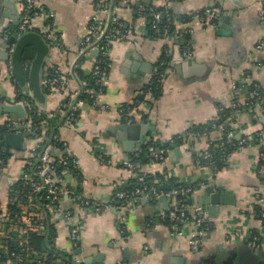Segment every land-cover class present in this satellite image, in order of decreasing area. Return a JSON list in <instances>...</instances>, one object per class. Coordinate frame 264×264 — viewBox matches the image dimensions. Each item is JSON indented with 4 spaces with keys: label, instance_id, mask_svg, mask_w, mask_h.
<instances>
[{
    "label": "crops",
    "instance_id": "crops-1",
    "mask_svg": "<svg viewBox=\"0 0 264 264\" xmlns=\"http://www.w3.org/2000/svg\"><path fill=\"white\" fill-rule=\"evenodd\" d=\"M37 1L55 13L54 30L61 35L66 48L63 51L50 44L45 70L58 68L68 78L70 93L74 94L81 90L80 78L91 70L95 57V53L82 59L77 57L78 43L87 32L94 0ZM23 2L0 0L2 30L4 26L9 30L20 20ZM152 4L161 7L164 0H152ZM263 4L264 0H172L169 3L172 12L182 19L174 24L178 35L169 40L147 38L143 33V20L133 19L130 11L121 12L130 39L111 45L108 78L99 104L83 103L77 121L63 122L58 129L69 152L80 162L84 176L82 195L97 205L80 209L74 198H64L62 207L70 213L69 219L61 215L52 224L57 232L56 246L67 254V259H81L82 263L86 258L100 260L92 264H249L246 262L249 255L239 260V253L252 248L250 234L256 232L261 251L257 264H264V222L249 212L256 194L264 197V179L256 170L259 141L233 152L215 171L197 166L193 157L195 151L209 144V140L216 139L217 133L195 141L194 149L175 144L180 156L171 158L169 155L166 167L181 181L203 184L191 196L194 204L209 201L211 188L214 193L221 194V201L214 205L212 212L206 206L211 218L210 230L196 252L189 247L185 235H173L169 225L160 218L169 208V199L140 197L132 200L128 228L124 233L114 201L116 183L131 178V173L121 167V161L138 156L145 145L138 148L133 139L118 137L126 123L119 107L131 105L151 82L153 68L164 46L171 49L172 59L162 90L155 98L147 97L150 101L144 110L147 120L137 119V123L155 128L153 133L163 144L183 135L193 125L217 120L220 105L245 102L255 84L264 88V50H256L264 39ZM206 6L211 7L214 14L201 22L195 12ZM37 23V27L41 26L39 21ZM187 27L192 29L190 34L184 33ZM184 44L191 49L190 59L181 56ZM7 68L8 63L0 62V98L14 99L20 88L11 80ZM234 82L237 89L233 87ZM66 99L59 92H51L45 107H39L47 113H55L66 109ZM8 116L0 114V121ZM235 122L238 131L255 134L264 129V108L258 104L251 111L240 114ZM25 141L29 148L28 140ZM124 142L129 145L125 146ZM98 153L111 158L114 165H101L96 157ZM9 157L6 166L0 168V202L3 204L8 201L9 186L21 176L25 151L11 152ZM165 169L158 163L145 167L151 175ZM76 218L82 225L77 245L73 247L69 234ZM60 259L64 256L58 261ZM37 264H46V261L38 260Z\"/></svg>",
    "mask_w": 264,
    "mask_h": 264
},
{
    "label": "built area",
    "instance_id": "built-area-1",
    "mask_svg": "<svg viewBox=\"0 0 264 264\" xmlns=\"http://www.w3.org/2000/svg\"><path fill=\"white\" fill-rule=\"evenodd\" d=\"M172 0H164V5L158 10L153 8H146L144 4L137 2V15L138 19L143 20V33L146 35L148 23L155 24L160 19L165 20L163 27V39L169 40L171 23L176 24L178 22L177 16L172 12L169 3ZM135 0H94V8L90 18L89 25L87 27L86 34L79 40L77 57L82 59L95 53L93 59V66L90 71L86 73V76H90L94 80V86L91 87L88 79L80 78L81 90L70 93L68 86V78L61 73L58 68H53V71L48 72L45 70L43 76V86L50 87L51 92H59L67 98V107L56 112L53 115L54 121L58 122L59 118L65 117V123H75L77 121V112L81 108L83 101L77 100L78 96L83 93L89 95L92 105L99 104V98L105 91V86L108 78V71L110 68V48L115 41L129 40V31L124 30L125 22L121 18V12L123 10L133 11L132 4ZM136 3V2H135ZM264 8V4H263ZM198 13L197 17L201 22H204L206 18L214 14L211 7L206 6L204 9L195 12ZM194 13V14H195ZM55 13L39 4L37 0H24L20 10V24L18 28L14 30V34L18 37L28 31H36L40 33L45 40L52 46L59 47L65 51V46L62 43L61 35L54 30L53 22ZM37 21L40 22L39 27ZM192 29L185 28L184 33L190 34ZM9 31H7V34ZM15 46L12 45L9 50V56L11 57ZM257 51L264 50V39L256 46ZM166 52L171 54V49L167 48ZM182 58L190 59L192 52L187 45L180 51ZM26 55L22 60V68L25 75L28 74L32 58L25 61ZM165 64L167 67L170 65V61ZM166 71L158 73L157 68H153L152 79L155 78V82L158 85H163L166 78ZM8 73L12 78L11 62L8 63ZM52 75V76H51ZM13 80V78H12ZM14 81V80H13ZM234 89H237L236 82L233 83ZM261 88L255 84L250 91L251 98H261ZM50 92V93H51ZM31 96V94H28ZM152 97V94H147L146 97ZM147 100L146 104H141L140 99H136V103L141 105V110L128 112L125 121L126 124H132L137 122L138 118H142L144 110L149 107ZM264 102V99H263ZM24 106L26 104L23 102ZM253 102L246 100L245 102L236 101L231 107L235 110V116L238 118L241 113V108H245L247 111L252 110ZM223 106H219V110H223ZM102 109H107L106 106H102ZM122 109L119 107V113L122 117ZM42 110H38L37 114H41ZM213 126H216L213 124ZM39 125L36 124L32 115L26 113L22 118L17 121H12L9 118L0 121V131L4 132L3 136L0 135V149L3 147V137L7 132H29L30 136L25 140L32 139V145L25 150V166L27 169L21 173L19 180H21L20 188L15 193L14 197H8L6 204L0 202V255H4L6 261L0 262V264H34L31 260L33 247L30 245L31 238L38 229V220L35 213V203L46 201L48 213L50 215V221L55 222L59 216L63 215L64 218L70 216L69 212L63 210L62 204L65 197H72L80 209L95 208L97 206L90 199L85 198L77 190L83 186L84 176L81 171L79 160L69 152L68 144L61 139L60 136L49 138L46 135L45 130L38 132ZM234 128V127H233ZM235 129V128H234ZM228 129L226 137L221 142L210 147V144L205 148L194 152V162L197 166H202L203 162H211L217 155L218 151L225 153L228 147L236 150L249 145L251 142H260L259 160L256 167L257 174L264 177V129L256 132L255 134H245L242 131ZM198 132L186 131L183 136V144L188 148L194 149L195 141L201 139L198 137ZM152 139L148 135L145 137V144ZM26 142V141H25ZM60 142L61 147H57L56 143ZM158 147H155L152 143L149 145L147 152L152 163H158L167 172V163L169 161V152L166 155L165 150L157 151ZM3 153L1 150L0 154ZM231 154L227 155V159ZM99 163L103 166H112L114 161L105 156L102 153L96 154ZM226 159V160H227ZM121 167L127 169L131 173V177L137 178L139 182L146 181L151 177V174L145 171V167H141L139 162L132 159H125L121 161ZM4 165V161L0 158V167ZM24 166V167H25ZM62 167V171L58 172V168ZM170 174V172H169ZM16 181V182H17ZM13 182L12 184L16 183ZM125 181H119L116 183V192L114 194V201L116 202V210L119 216V223L121 231L124 233L127 231L130 214V202L134 199L144 197L150 200H159L167 198L170 200L169 208L166 212L160 215V218L168 222L169 228L173 235H185L187 237V243L192 251H198L203 245L204 239L207 236L211 218L208 208L203 205L193 204L189 205L188 200L192 194L203 184L188 185L181 189H173L167 192L159 191L156 186H151L149 189L147 186L137 188L131 193H127L123 190ZM179 196L184 197L180 199ZM12 206L14 210L10 207ZM250 214L258 216L264 222V197L262 194L257 193L252 207L250 208ZM81 221L76 218L72 223L69 239L73 247L77 245L79 240V233L81 228ZM41 234V232H39ZM251 245L253 248H259V237L256 232L250 234ZM17 247L18 250H13L11 247ZM40 262V261H39ZM59 264H82L81 259L74 261L59 260Z\"/></svg>",
    "mask_w": 264,
    "mask_h": 264
},
{
    "label": "trees",
    "instance_id": "trees-1",
    "mask_svg": "<svg viewBox=\"0 0 264 264\" xmlns=\"http://www.w3.org/2000/svg\"><path fill=\"white\" fill-rule=\"evenodd\" d=\"M119 1V0H117ZM140 0L139 3L144 4L146 8H153L154 10H158L162 7H156L155 5L152 4V0ZM137 3H133L132 7L134 8L133 11H131V15L133 19H138L137 15ZM182 18L177 16V20H181ZM165 25V20L162 18L159 21H156L155 24L153 23H148L147 25V34L146 37L150 39H163V27ZM18 27H11L9 30H16ZM175 26L174 24L171 23L170 27V38H174L178 35L177 32L174 31ZM124 30H128V28L124 25ZM184 47L187 45L184 44ZM168 48L167 45L164 46L162 49V55L160 56L159 60L155 64V68H157V72L161 73L167 70V66L164 63H167L171 61L172 59V54H168L166 52V49ZM33 50L28 49L26 51V56L24 58L25 61L30 60L33 57ZM53 68L56 67H48L47 70L48 72L53 71ZM52 76V75H51ZM84 78L88 79V82L90 83L91 87L94 86V80L93 78H90V76H84ZM155 78L151 80V82L143 88L141 91L140 95L136 98L140 99L141 104H146L147 102V94H152V97L155 98L159 95L160 91L162 90L163 85H158L155 82ZM45 93L50 94V87H45L44 88ZM261 98H251V96L248 97L247 100L253 102L252 107H256V105L260 104L262 108H264V93L263 89H261ZM17 98L19 101H22L26 104V110L28 114L32 115L33 121L39 125V130L38 132H43L45 130L46 135H48L49 138L53 139L54 137L59 136L58 134V129L62 125V123L65 121V117L59 118L58 122L54 121L53 115L55 113H47V112H42L41 114H37L38 110H41V108L36 104L32 96L25 95L21 92V90H18L17 92ZM77 100H82L83 103L87 102L91 104V100L89 98V95L87 93H83L81 96H78L76 98ZM235 100H238L236 98ZM234 100V101H235ZM67 104V102H66ZM150 104V102H149ZM122 111V120L125 122V118L128 114V112H133V111H139L141 110V105H138L136 103V99L131 105H124L121 106ZM80 110V109H79ZM79 110L77 112V115L79 113ZM241 113L248 112L245 108H241ZM148 115L143 114L142 115V120L143 122L147 120ZM235 110L231 106H226L223 108L222 111H220L219 118L215 120L212 123L206 124V125H199L195 126L193 125L190 127L187 131H193V132H198L199 136L198 137H210L213 133H217L218 136H216V139L214 140H209L210 147L216 145L217 143L221 142L222 140L225 139L226 137V132L228 129L232 128L234 130H238V127L235 126ZM215 124L216 126H213ZM237 125V124H236ZM234 127V128H233ZM2 131H0V135L3 136ZM149 136L151 137V141L145 144L142 147L141 153L138 156H133L131 159L133 161L139 162L141 167H146L150 165L151 159L148 156L147 149L149 145L152 143L155 147L160 148L161 150L166 151V155L168 154V151L172 150V146L175 144L181 145L183 144V135L176 136L169 142H165L164 144L160 141V139L153 133H149ZM57 147L62 148L61 143L57 142L56 143ZM176 146V145H175ZM235 149L228 147L225 153H222L221 151H218L217 155L213 158V160L209 162H203L204 167L209 168L212 171H215L216 169H220V166L223 164V161H225L227 158L228 154H232ZM264 151V148H263ZM10 156V153H1L0 158L4 161V164H7L8 157ZM27 169V166L24 167V170ZM62 167L58 168V172L62 171ZM20 183L21 180L17 181L14 184H11L8 188V197H14L15 193L18 191L20 188ZM191 184H188L184 181H181L178 177H176L173 174H169V171L167 172L162 171L155 173L154 175H151V177L147 178L146 181L144 182H139L137 178L131 177L126 181V184L123 187V190H125L127 193H131L135 191L137 188H141L143 186H147L148 189L151 186H156L159 191L162 192H167L173 189H181L182 187L188 186ZM80 193L82 194V187H80L77 190V194ZM180 199H184V197L179 196ZM47 202L42 200L41 202H36L35 203V213H36V218L38 220V229L37 231L41 232H35L31 238L30 245L33 247V253H32V258L31 260L34 262V264H37L38 260H44L46 261V264H57L58 258L64 256V259L66 262L70 261L67 259V254L64 253L63 251L59 250L56 246V237H57V232L55 229L54 224L51 223L50 221V215L48 213L47 209ZM13 210L14 208L10 206ZM169 224L168 222H165ZM13 250H18L17 247H11ZM66 254V255H65ZM69 256V255H68ZM61 260V259H60ZM6 261V258L4 255H0V262ZM85 264V263H82Z\"/></svg>",
    "mask_w": 264,
    "mask_h": 264
},
{
    "label": "water",
    "instance_id": "water-1",
    "mask_svg": "<svg viewBox=\"0 0 264 264\" xmlns=\"http://www.w3.org/2000/svg\"><path fill=\"white\" fill-rule=\"evenodd\" d=\"M3 14V12H2ZM1 17V16H0ZM20 20L14 22L13 26L18 27ZM1 27V26H0ZM8 26L0 28V62L9 63L11 62L12 67V78L21 92L25 95L31 94L34 101L38 106L45 107L47 101V93H45L43 86V76L45 72L46 61L50 54V44L45 40V38L36 31H28L20 36L14 34V29L8 30ZM7 31L9 33L7 34ZM14 45V51L9 56V50L11 46ZM32 49L34 54L31 61L30 69L27 75L23 72L22 60L26 51ZM11 78V80H12ZM12 80V81H13ZM0 114H6L8 118L12 121H17L22 118L26 113V108L22 101H19L17 96L14 99L0 98ZM155 128L149 126L147 123H132L126 124L122 127L119 134V138L125 139L129 138L134 140L135 145L139 148L145 143V137L149 135L150 132H154ZM30 136L29 132H7L3 137V147L0 149L5 153H16L25 151L27 146L25 144V139ZM125 146L129 143L124 142ZM131 144V143H130ZM157 151H160L158 148ZM180 149L177 146H172V150L169 152L171 158L175 156H180ZM264 179V177H262ZM209 201L205 200L200 202L199 205L208 206L210 212L213 211L214 205H218L221 201V194L214 193L213 189H210ZM189 205H193L194 202L191 198L188 200ZM259 248H251L242 250L239 253V260L242 257L249 255V259L246 261L249 264L258 263V255L260 253ZM85 264L100 263V260H91L86 258Z\"/></svg>",
    "mask_w": 264,
    "mask_h": 264
},
{
    "label": "rangeland",
    "instance_id": "rangeland-1",
    "mask_svg": "<svg viewBox=\"0 0 264 264\" xmlns=\"http://www.w3.org/2000/svg\"><path fill=\"white\" fill-rule=\"evenodd\" d=\"M28 145H29V146H31V145H32V139H29V140H28ZM9 161H10V157H8V160H7V162H9Z\"/></svg>",
    "mask_w": 264,
    "mask_h": 264
},
{
    "label": "flooded vegetation",
    "instance_id": "flooded-vegetation-1",
    "mask_svg": "<svg viewBox=\"0 0 264 264\" xmlns=\"http://www.w3.org/2000/svg\"><path fill=\"white\" fill-rule=\"evenodd\" d=\"M7 71H8V68H7ZM6 166V163L2 166V167H0V168H3V167H5Z\"/></svg>",
    "mask_w": 264,
    "mask_h": 264
}]
</instances>
